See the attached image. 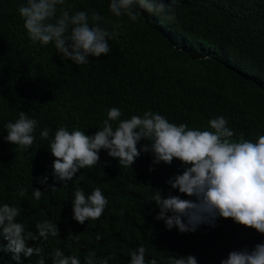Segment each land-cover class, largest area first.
Returning <instances> with one entry per match:
<instances>
[{
	"label": "trees",
	"instance_id": "16d2710c",
	"mask_svg": "<svg viewBox=\"0 0 264 264\" xmlns=\"http://www.w3.org/2000/svg\"><path fill=\"white\" fill-rule=\"evenodd\" d=\"M24 3L0 0V203L19 206L17 221L27 230L35 232L42 220L56 224L57 237L40 242L46 264H51L53 248L82 262L94 250L97 257L114 254L110 264H129V254L138 246L145 247L146 259L156 258L159 264H167L171 255L189 254L198 264H219L230 251L251 250L264 242L253 229L230 218L186 234L155 219L152 189L167 194L165 181L182 170L175 159L149 172V153L129 168L101 150L98 166L80 169L65 183L52 176L55 158L47 150L60 126L92 135L111 107L121 110V119L151 110L172 123L201 130L210 118L223 115L234 138L255 141L264 135V0H179L176 20L163 23L147 12L135 22L116 18L108 12V0H68L72 12L95 10L117 33L108 42L110 52L89 57L86 65L62 60L51 43L32 44L18 15ZM20 111L37 120L27 150L3 139L5 123L14 122ZM43 128L49 129V140L39 136ZM44 176L46 185L39 184L37 179ZM96 187L109 203L101 217L79 224L72 219L73 193L81 188L88 195ZM32 189L42 192L39 201ZM70 234H80L79 246L66 247ZM6 244L0 236V245ZM11 257L0 252V264H16ZM36 259L20 257L21 264H35Z\"/></svg>",
	"mask_w": 264,
	"mask_h": 264
},
{
	"label": "clouds",
	"instance_id": "9594fccd",
	"mask_svg": "<svg viewBox=\"0 0 264 264\" xmlns=\"http://www.w3.org/2000/svg\"><path fill=\"white\" fill-rule=\"evenodd\" d=\"M178 3L179 0H108V12L116 18L127 16L132 22L143 19V12L158 17L162 23L174 22ZM67 4L68 0H25L18 15L28 40L41 46L51 43L62 60L74 65H86L90 63L89 57L107 55L108 42L117 33L109 30L106 18L95 10L72 12ZM121 117L119 108H108L106 118L92 135L60 126L49 140V129H41L39 136L49 140L47 150L55 158L51 165L54 179L66 183L80 169L98 166L101 150L118 165L129 168L140 155L149 153L152 156L149 172L154 170L152 166L170 165L175 159L182 170L165 181L167 194L162 189H152L150 199L158 209L155 219L163 221L166 229L194 233L201 225L212 228L218 218H230L264 237V135L255 141L234 138V130L228 127L223 115L210 118L203 130L184 123L177 125L151 110L127 119ZM4 128L5 142L27 150L34 142L37 120L20 111L18 118L6 122ZM47 179L44 176L37 182L46 185ZM54 189L48 186V190ZM18 195H25L23 187ZM31 195L39 201L42 192L32 189ZM108 203L99 187L88 195L77 188L71 201L72 219L79 224L96 220ZM21 212L19 206L0 203V236L7 241L6 245H0V252L11 253L16 264H21V255L25 258L35 255V264H46L40 242L47 241L49 236L57 237L56 224L42 220L35 224V232L27 230L23 222L17 221ZM67 239L66 247L79 246L81 236L70 234ZM100 239L97 233L95 240ZM29 241L34 242L32 246ZM145 255V247L138 246L130 252L129 264H159L156 258L146 259ZM49 256L51 264H110L115 260L112 253L97 257L94 250L84 255L83 262L77 255H65L60 248H53ZM167 264L198 262L191 254L171 255ZM219 264H264V242L251 250L230 251Z\"/></svg>",
	"mask_w": 264,
	"mask_h": 264
}]
</instances>
